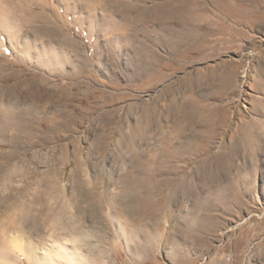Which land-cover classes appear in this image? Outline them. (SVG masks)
Masks as SVG:
<instances>
[{
    "label": "rangeland",
    "instance_id": "rangeland-1",
    "mask_svg": "<svg viewBox=\"0 0 264 264\" xmlns=\"http://www.w3.org/2000/svg\"><path fill=\"white\" fill-rule=\"evenodd\" d=\"M245 1L0 0V264H264V135L243 137L264 0Z\"/></svg>",
    "mask_w": 264,
    "mask_h": 264
},
{
    "label": "bare ground",
    "instance_id": "bare-ground-1",
    "mask_svg": "<svg viewBox=\"0 0 264 264\" xmlns=\"http://www.w3.org/2000/svg\"><path fill=\"white\" fill-rule=\"evenodd\" d=\"M237 1V3L240 5V6H244V5H248V4H246V1L245 0H236ZM256 1V3H255V12H258L259 11V8H260V6H259V4H258V1L257 0H254V2ZM188 36L190 37V38H198L199 37V34L197 33V32H193V31H189L188 32ZM203 111V110H202ZM201 111V112H202ZM259 111V110H258ZM197 113V114H194V112L193 113H186V115L184 116L185 117V119H187V120H189L191 123H194L195 121H196V123L197 122H199V123H201V122H204V121H209V123H211L213 126H217L218 125V119H215V118H218V116H216V114H213V115H211L212 113H213V110L212 111H208V112H203V113ZM260 113H261V115H264V108H262V109H260V111H259ZM205 113H208L209 114V116H210V118H208V119H206L203 115L205 114ZM184 119V118H183ZM196 119V120H195ZM212 121H213V123H212ZM204 125H205V123H204ZM263 125H264V120H259V121H257L256 119H254V118H251L249 121H247V125H246V127H245V130H244V135H243V137H244V142L246 143V142H248V141H250L249 139H247V138H251V137H255V139H257V138H260L261 136H263L264 135V127H263ZM239 146H241V144H233V147H232V150H235V148H237V147H239ZM250 147L251 148H254V147H256V146H253V145H250ZM152 157V156H151ZM145 158V157H144ZM167 158L168 157H166V156H164V157H162V158H159V159H156L155 160V164H153V168L151 169V170H154V171H156V172H161V167H163L162 165L163 164H167V162H168V160H167ZM139 168H141V167H139ZM147 168L143 165L142 166V169L140 170V172L135 176H133V181L134 180H137L138 181V186H136L135 187V189L137 190V189H142V192H144V191H147L148 189L147 188H145V185H144V180L148 177V175L150 174L149 172L151 171V170H146ZM153 171V172H154ZM174 180L175 179H172V187H170V189H169V193H170V197L171 198H174L173 196H175L177 199L175 200V202H177L178 201V199L180 200L181 199V191H179V184L177 183L176 185H173L175 182H174ZM154 188V187H153ZM183 189V188H182ZM89 196V195H88ZM183 196H187V194L186 193H184L183 194ZM167 197V196H166ZM168 201H170V200H168ZM168 205H169V203L167 204V207H168ZM169 208V207H168ZM154 211V210H153ZM152 211V213H151V216L153 217V218H157L159 215H156V214H153L154 212ZM23 220V219H22ZM260 220H261V222L263 221V217L262 218H260ZM156 223H157V225H158V221H155ZM13 227H17V223H14L13 224ZM257 230V228L256 229H251V230H248V238H249V240H251V239H253L257 234L255 233V231ZM252 231H254V233L253 234H251V232ZM20 251V250H19ZM20 253V252H19Z\"/></svg>",
    "mask_w": 264,
    "mask_h": 264
}]
</instances>
